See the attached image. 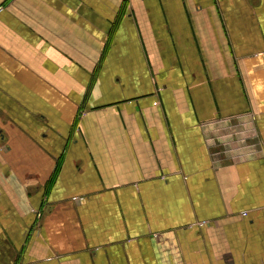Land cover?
<instances>
[{
	"label": "crops",
	"instance_id": "0c3cea01",
	"mask_svg": "<svg viewBox=\"0 0 264 264\" xmlns=\"http://www.w3.org/2000/svg\"><path fill=\"white\" fill-rule=\"evenodd\" d=\"M0 264H264V0H0Z\"/></svg>",
	"mask_w": 264,
	"mask_h": 264
}]
</instances>
